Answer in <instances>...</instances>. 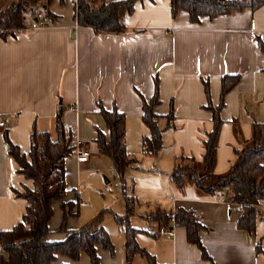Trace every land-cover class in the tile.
I'll return each mask as SVG.
<instances>
[{
	"label": "crops",
	"instance_id": "0c3cea01",
	"mask_svg": "<svg viewBox=\"0 0 264 264\" xmlns=\"http://www.w3.org/2000/svg\"><path fill=\"white\" fill-rule=\"evenodd\" d=\"M16 1L0 0V10ZM48 11L53 16L51 26L0 37V232L11 230L25 212L24 200L13 192L32 189V182L18 173L8 155L2 134L27 157L33 130L48 132L56 139L55 117L59 114L64 133L71 135L72 148L88 153L83 163L72 156L64 160L67 193L51 204L46 237L47 242H58L67 235L57 231L61 204L73 202L72 192L81 187L77 169L102 162L113 170L110 160L97 153L94 142L97 132L108 136L100 107L115 109L124 117L125 151L136 165L126 172L133 171L137 195L142 192L152 210L137 216L145 224L130 228L135 230L136 244L153 257L154 264H264V200L257 207L254 230L249 234L236 228L238 207L216 201L214 195L198 194L188 184L179 191L170 178L180 157L191 158L197 169L201 165V142L212 127L201 79L207 80L209 102L215 106L220 78L239 75L219 113L214 176L225 174L233 165L234 150L249 141L253 122L263 126L264 141V52L258 50L255 40L257 36L264 43V4L190 23L183 11L171 17L168 0L136 1L132 12L123 17L125 32L118 35H96L79 27L73 18V0H52ZM154 77L158 104L153 112L158 117L162 146L150 156L141 150V139L148 134L141 120V103L151 98ZM170 109L173 118L166 128L163 117ZM259 164L264 169V160ZM81 205L76 216L67 218V231L77 230L96 214L82 212ZM180 209L191 212L201 226L198 238L208 260L186 241L182 227L156 217ZM159 228L172 230V238L159 236ZM108 240L111 250L94 245L97 264H125L124 233L121 241ZM50 264L91 262L81 252L76 262L57 255ZM131 264L148 263L143 256L134 255Z\"/></svg>",
	"mask_w": 264,
	"mask_h": 264
},
{
	"label": "trees",
	"instance_id": "16d2710c",
	"mask_svg": "<svg viewBox=\"0 0 264 264\" xmlns=\"http://www.w3.org/2000/svg\"><path fill=\"white\" fill-rule=\"evenodd\" d=\"M51 1L17 0L0 10V37L4 38L13 31L25 30L26 24L36 15H40L44 20H52L53 16L48 11ZM136 1L142 0H119L110 3H103L101 0H73V18L79 27L89 28L96 35H118L125 32L123 17L132 12ZM168 4L172 18L177 12L183 11L190 23H198L200 18L212 19L245 7L254 10L262 6L264 0H168ZM255 40L258 50L264 52V43L257 36ZM238 80L239 75H223L220 78L218 103L211 106L207 80L201 79L207 99L205 108L211 113L212 123L211 130L204 134V140L201 142L204 150L201 165L197 169L191 158L180 157L170 173V178L179 191L188 184L201 195L223 194L224 202L228 206H236L239 209L236 228L250 234L258 216L257 207L260 201L264 200V169L259 164L264 160V141L261 137L263 126L253 122L249 141L239 150H234L233 165L223 175L212 174L217 135L221 126L219 113L223 108L225 95ZM157 84V78L154 77L153 94L148 102L141 103V120L148 131L141 139V150L143 154L150 156L156 155L162 146L161 131L157 126L158 117L153 112L158 104ZM98 112L103 118L108 136L96 133V151L110 160L114 174L123 185L125 171L136 166L135 160L125 151L124 117L115 109L105 111L99 107ZM163 118L166 120L165 127H171L172 109ZM233 132L237 135L236 127ZM55 133L56 139L52 140L48 132L33 130L29 136L27 157L9 143L6 133L2 134L8 147V155L16 163L18 173L32 182V189L23 188L21 193L13 192L15 197L24 200L25 212L16 226L9 231L0 232V264H50L57 255L76 262L81 252L87 254L91 264H97L94 245L100 244L104 249H112L101 226L103 211L77 230H66L67 218L76 216L81 203L74 191V201L61 204L63 214L57 231L66 233V237L58 242L46 241L50 233L48 222L52 216L51 204L61 201L67 193L64 183V160L71 155L73 149L71 135L64 133L59 114L55 117ZM121 196L125 204V216L116 221L126 225L123 231L125 264H131L134 255L143 256L148 264H154L153 257L136 244L135 230L127 226L135 200L132 195L127 196L123 189ZM156 217L171 221L176 227H182L186 241L198 248L203 260H208L198 238L201 226L191 212L180 209L172 215Z\"/></svg>",
	"mask_w": 264,
	"mask_h": 264
},
{
	"label": "rangeland",
	"instance_id": "374dc122",
	"mask_svg": "<svg viewBox=\"0 0 264 264\" xmlns=\"http://www.w3.org/2000/svg\"><path fill=\"white\" fill-rule=\"evenodd\" d=\"M109 166L107 163L91 162L78 168L77 173H79L81 187L77 193L82 204L80 210L88 212V215L89 213L92 215L93 211H95V215L103 211L101 225L108 239L121 241L126 227L125 224H119L116 221V219H122L125 216L121 190L123 189L127 196L132 195L135 200L127 226L145 224V221H141L137 216L145 215L152 210L151 205L143 199L142 192L138 194L139 196L137 195L138 183L131 176L133 171H125L122 185Z\"/></svg>",
	"mask_w": 264,
	"mask_h": 264
},
{
	"label": "built area",
	"instance_id": "2783aa9c",
	"mask_svg": "<svg viewBox=\"0 0 264 264\" xmlns=\"http://www.w3.org/2000/svg\"><path fill=\"white\" fill-rule=\"evenodd\" d=\"M52 25L51 20H44L40 15H36L32 20H30L25 29L26 30H36L40 28L49 27ZM3 127V123L0 121V128ZM77 163H83L88 159V153L82 148H74L71 151V155ZM214 198L216 201H224V196L221 193L214 194ZM159 236H164L166 238H172L173 232L172 230H168L166 228H159L158 233Z\"/></svg>",
	"mask_w": 264,
	"mask_h": 264
}]
</instances>
